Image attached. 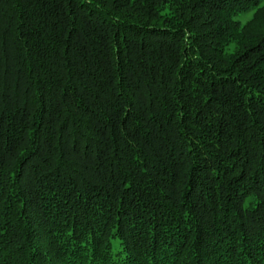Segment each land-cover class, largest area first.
Here are the masks:
<instances>
[{"label": "trees", "instance_id": "trees-1", "mask_svg": "<svg viewBox=\"0 0 264 264\" xmlns=\"http://www.w3.org/2000/svg\"><path fill=\"white\" fill-rule=\"evenodd\" d=\"M262 2L0 0V264H264Z\"/></svg>", "mask_w": 264, "mask_h": 264}, {"label": "rangeland", "instance_id": "rangeland-1", "mask_svg": "<svg viewBox=\"0 0 264 264\" xmlns=\"http://www.w3.org/2000/svg\"><path fill=\"white\" fill-rule=\"evenodd\" d=\"M261 5L262 6L264 5V0H263V2H262ZM262 6H260V7H262ZM260 7H258L255 10L248 11V12H246V13L238 16L237 18H238L239 22L242 25H244V24L248 23L249 21H251L255 16H257V17H259V15L261 16V14H260V9L261 8ZM53 253H54V255L57 254V252L56 253L53 252ZM52 261L53 260H51V263L50 264H61L62 263L61 261H58V260H54L53 262Z\"/></svg>", "mask_w": 264, "mask_h": 264}]
</instances>
